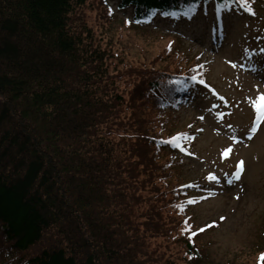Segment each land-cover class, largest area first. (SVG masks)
<instances>
[{
    "label": "trees",
    "instance_id": "16d2710c",
    "mask_svg": "<svg viewBox=\"0 0 264 264\" xmlns=\"http://www.w3.org/2000/svg\"><path fill=\"white\" fill-rule=\"evenodd\" d=\"M202 1L0 0V264L206 259L187 237L194 194L170 143L183 136V93L207 67L171 33L152 59L128 61L107 26L117 9L132 13L125 26L152 31L153 12ZM213 1L264 17V0ZM157 237L179 241L178 262L150 248ZM262 238L253 264H264Z\"/></svg>",
    "mask_w": 264,
    "mask_h": 264
},
{
    "label": "rangeland",
    "instance_id": "374dc122",
    "mask_svg": "<svg viewBox=\"0 0 264 264\" xmlns=\"http://www.w3.org/2000/svg\"><path fill=\"white\" fill-rule=\"evenodd\" d=\"M93 12L86 10L82 16L94 30L100 27V21ZM200 15L194 21L158 17L148 25L152 31L147 32L125 26L124 13L116 10V20L107 26L113 38L121 40L111 46L126 48L125 53L118 54L128 61L136 57L152 59L162 51L166 33L154 30V26L185 32L183 37L188 42L182 38L176 42L179 51L181 44L190 50V57L203 52L201 59L209 64L208 85L189 91L177 118L176 130L193 122L194 134L191 156L176 165L177 177L180 181H200L203 197L194 208H188L192 214L190 224L193 228L212 225L193 240L206 258L199 263L253 264L264 236V106L259 110L264 101V18L225 13L222 27L212 29L215 23L211 15ZM255 122L257 128L253 127ZM237 162L241 165L239 174L233 171ZM203 172H211L218 181L197 179ZM178 242L168 246L163 237H157L150 248L175 263Z\"/></svg>",
    "mask_w": 264,
    "mask_h": 264
}]
</instances>
